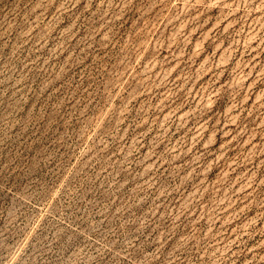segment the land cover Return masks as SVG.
Listing matches in <instances>:
<instances>
[{"label": "rangeland", "instance_id": "obj_1", "mask_svg": "<svg viewBox=\"0 0 264 264\" xmlns=\"http://www.w3.org/2000/svg\"><path fill=\"white\" fill-rule=\"evenodd\" d=\"M0 264H264V0H0Z\"/></svg>", "mask_w": 264, "mask_h": 264}]
</instances>
